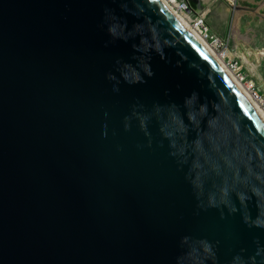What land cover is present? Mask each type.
Masks as SVG:
<instances>
[{"label": "water", "instance_id": "water-1", "mask_svg": "<svg viewBox=\"0 0 264 264\" xmlns=\"http://www.w3.org/2000/svg\"><path fill=\"white\" fill-rule=\"evenodd\" d=\"M0 264H264V121L160 0H0Z\"/></svg>", "mask_w": 264, "mask_h": 264}, {"label": "rangeland", "instance_id": "rangeland-1", "mask_svg": "<svg viewBox=\"0 0 264 264\" xmlns=\"http://www.w3.org/2000/svg\"><path fill=\"white\" fill-rule=\"evenodd\" d=\"M230 7L217 0L210 7L207 22L227 42L229 56L241 62L245 85H253V93L264 101V0H240L238 7ZM238 11L241 19L235 28Z\"/></svg>", "mask_w": 264, "mask_h": 264}, {"label": "bare ground", "instance_id": "bare-ground-1", "mask_svg": "<svg viewBox=\"0 0 264 264\" xmlns=\"http://www.w3.org/2000/svg\"><path fill=\"white\" fill-rule=\"evenodd\" d=\"M170 11L171 13L187 28V30L191 33V35L203 46V48L214 58V60L219 64L220 68L225 72L228 78L232 81L234 86L238 88L240 92L248 99L251 105L257 110L260 114L261 118L264 121V101L257 98L255 93H253L254 86L253 85H245L242 78L237 74L232 72L233 70L227 64L226 59H228L229 53H218L214 48V45L210 44L195 28V26L191 23L192 18H188L183 13L178 11L177 6L173 3L174 0H160ZM240 0L234 1L230 4L233 7H238ZM241 12L238 11L235 17V28L240 23ZM236 30V29H234ZM238 31V30H236ZM235 33V32H234ZM238 35V32L235 33ZM231 58V57H230Z\"/></svg>", "mask_w": 264, "mask_h": 264}, {"label": "built area", "instance_id": "built-area-1", "mask_svg": "<svg viewBox=\"0 0 264 264\" xmlns=\"http://www.w3.org/2000/svg\"><path fill=\"white\" fill-rule=\"evenodd\" d=\"M217 0H201L203 5L200 7V10H194L188 0H174V4L177 6L178 11L183 13L189 19H191V23L195 26V28L199 31V33L212 45L218 53H224L227 51V45L225 39L219 37L212 33L210 27L207 25V16L210 11V7ZM226 4H232L236 0H221ZM232 7H230L231 9ZM228 66L235 72H237L238 76L242 78L243 82L246 81V78L243 75V67L241 62L233 60V58L226 59ZM257 98L263 100L258 93H255Z\"/></svg>", "mask_w": 264, "mask_h": 264}, {"label": "crops", "instance_id": "crops-1", "mask_svg": "<svg viewBox=\"0 0 264 264\" xmlns=\"http://www.w3.org/2000/svg\"><path fill=\"white\" fill-rule=\"evenodd\" d=\"M207 25L210 27L213 34L218 35L215 31H213L212 27L208 24V22H207Z\"/></svg>", "mask_w": 264, "mask_h": 264}]
</instances>
